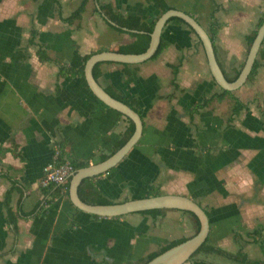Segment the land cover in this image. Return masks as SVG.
I'll list each match as a JSON object with an SVG mask.
<instances>
[{"label":"crops","instance_id":"1","mask_svg":"<svg viewBox=\"0 0 264 264\" xmlns=\"http://www.w3.org/2000/svg\"><path fill=\"white\" fill-rule=\"evenodd\" d=\"M82 1L0 0V264H123L197 232L195 216L184 209L101 216L79 209L65 192L42 201L40 179L58 141L77 160L100 162L129 125L125 114L99 103L86 78L60 76L59 63L78 68L85 55L135 39L108 22L101 3L149 21L162 13L152 0H89L80 18L66 21ZM168 2L192 14L209 33L215 20L224 22L215 51L224 71L235 75L264 0ZM162 35L169 43L157 57L128 66L107 61L99 68L104 87L134 100L144 128L98 185L114 201L152 195L153 185L162 193L188 195L209 215L210 242L264 259V234L256 241L246 235L264 223V42L254 79L195 109L222 91L204 46L183 23L168 22ZM40 47L55 60H41ZM178 62L174 74L171 63ZM236 99L245 106L234 114ZM14 181L20 189L12 190L9 202L21 213L17 232L6 207ZM196 258L241 264L204 250Z\"/></svg>","mask_w":264,"mask_h":264},{"label":"water","instance_id":"2","mask_svg":"<svg viewBox=\"0 0 264 264\" xmlns=\"http://www.w3.org/2000/svg\"><path fill=\"white\" fill-rule=\"evenodd\" d=\"M103 16H105L104 13ZM172 17H180L184 19L199 36L206 52L210 70L216 82L223 89L235 90L247 81L259 53V49L264 42L263 20L257 29L256 36L247 52L244 65L241 68L238 76L234 80H229L217 58L213 39L207 29L192 14L183 9L171 7L162 12L157 18L154 28L150 33V43L144 51L123 52L114 49H103L92 53L85 61L84 73L87 84L91 91L97 98L105 102L109 107L118 110L131 118L135 123V129L128 140L107 158L100 162L90 163L86 166L76 169V171L71 176L69 184V196L71 201L79 209L101 216H120L130 212L167 207L191 211L199 220V229L195 234L165 249L161 253L151 258L145 264L186 263L206 241L210 233L211 223L205 208L194 198L178 193L152 194L149 196L138 197L124 201H115L112 203H89L81 198L79 194V186L84 178L109 171V169L116 166L138 142L144 128L143 118L140 112L125 101L109 93L95 77V65L102 61L139 63L150 59L158 50L162 39L163 29ZM108 21L112 24H115V22L109 19Z\"/></svg>","mask_w":264,"mask_h":264},{"label":"trees","instance_id":"3","mask_svg":"<svg viewBox=\"0 0 264 264\" xmlns=\"http://www.w3.org/2000/svg\"><path fill=\"white\" fill-rule=\"evenodd\" d=\"M89 0H83L81 2V4L79 5V7L68 17H65L64 19L68 22H73L75 19L80 18L82 13L84 12V10L86 9L87 3ZM156 3H158V5L160 6L162 12L166 11L167 9L173 7L168 0H152ZM100 10L104 13V15L106 16L107 20H111L113 22H115V24H112L113 27H115L117 30L119 31H128L132 36L135 37V39L128 43V44H121L119 46H116L114 48V50H118V51H123V52H142L144 51L149 43H150V39H151V35L150 33L152 32L155 22L157 20L156 17L154 19H152L151 21L144 19L141 15L139 14H127L124 13L123 11L117 9L112 3L108 2V3H101L100 5ZM264 20V13L263 15L259 18L258 22H257V26L255 29H253L248 35H247V48L249 50L255 36L257 33V29L258 27L261 25V23ZM109 22V21H108ZM168 22H175V23H183L188 25L193 31L194 29L182 18L180 17H172ZM214 26L215 29L212 30V33H210L213 42H214V46H215V36L217 31L219 30V28H221L222 26H224V22H220L218 20H215L213 22L212 27ZM126 28V29H125ZM195 32V31H194ZM196 33V32H195ZM198 36V35H197ZM35 37V32L31 34V40L33 41ZM199 38V36H198ZM199 41L202 43L201 39L199 38ZM168 40L165 39L162 35V39H161V43L159 45L158 50L156 51V53L151 57V58H155L157 57L161 51L168 46ZM102 49H98L96 51H99ZM94 51V52H96ZM92 52V53H94ZM88 54L84 56V64L78 68H75L71 65L65 64V63H59V75L60 76H64V75H79L81 76L83 79H85V73H84V66H85V61L90 57V55L92 54ZM38 55L40 57L41 60L43 61H54L55 59L42 47H40L38 49ZM107 61H102V62H98L95 67H94V75L95 77L98 79L99 75H100V66L102 63H105ZM122 63V62H121ZM124 65L128 66L130 65V63H123ZM179 62L177 64H172L173 70H174V74L177 73L178 68H179ZM244 65V63H243ZM242 65V67H243ZM222 66V65H221ZM241 67V68H242ZM258 68H259V61L258 58H256V61L254 63L253 69L251 71V73L248 76L247 80H251L254 79L256 74L258 73ZM241 69H239L235 75L231 76L229 74H227L225 71L226 76L228 77L229 80H234ZM126 74H130V70L126 69L125 71ZM173 82H174V86L177 88L179 87V85L177 84V82L175 81V77L173 78ZM89 87V86H88ZM221 87V86H220ZM105 89L111 93L113 96L125 101L126 103H128L129 105H131L132 107H134L136 110H138L137 106L135 105V102L133 99H130L129 97H127L126 95L119 93L116 89H114L113 87H108L105 86ZM222 91L218 92V93H213L212 95H210L209 97L205 98L202 102L197 103L195 109H198L200 107H204L206 106L213 98H215L216 96H222L225 93L228 92H232V90H227V89H223L221 87ZM97 98V97H96ZM99 103L103 106H107L108 105L103 102L102 100H100L99 98H97ZM245 106V104L240 100V99H236V102L233 106V113L236 114L240 111L241 108H243ZM120 112V111H119ZM121 114H124L122 112H120ZM127 116V115H126ZM128 117V116H127ZM129 125L128 128L126 129L125 133L123 134L121 140H119V142L117 143V145L114 148L115 152L117 149H119L127 140L128 138L132 135V133L134 132L135 129V123L134 121L129 118ZM12 144L14 145V151L17 154V144L15 139H12ZM59 145V147L61 148V152L59 155V159L62 162V160H69L76 169L82 167V166H86L89 164V162L87 161H81V160H77L76 158L72 157L71 154H69L67 151H65L64 146H65V142L62 141H58L57 143ZM4 150L3 147H0V153ZM108 155L103 156L102 159L107 158ZM113 168L109 169L112 170ZM104 173V172H103ZM97 174V175H93V176H89L83 179L82 183L79 186V194L81 196V198L83 200H85L86 202L89 203H112L115 202L114 200L108 198L100 189L99 185H98V179L99 177L103 174ZM69 184L70 181L63 185V184H58V183H51L48 186H43L40 184V186L42 187V192H43V199L42 201H49L52 199V196H57L59 195L61 192H65L66 194H69ZM20 189V185L14 181L12 187L10 188V190H8V192L6 193V207H7V211H8V221L11 224V228L14 232H17L18 230V218L19 215L21 214L19 212V210H15L13 208V206L10 204L9 202V194H11L12 190L14 189ZM162 193L161 189L159 188V186L157 185H153L152 187V191L151 194H159ZM40 205V203H39ZM172 209V208H167V207H162V208H153V209H148V210H142L139 212H150V213H164L165 211ZM191 212V211H190ZM192 213V212H191ZM194 216L195 214L192 213ZM196 220H197V230L199 229V220L197 219V217L195 216ZM237 234L240 233H236ZM264 234V223L259 225L258 227L249 230L246 232L247 236H250L254 241L259 240L260 237ZM186 238H182V239H178V240H172V241H168L165 242L159 249L145 255L142 256L140 258H137L135 260H129L124 262L123 264H145L147 261H149L151 258H153L154 256H156L157 254L161 253L162 251H164L165 249L171 247L172 245L181 242L183 240H185ZM210 251V252H215L218 253L220 255L225 256L228 259L234 260L236 262H239L241 264H264V259L258 258V259H253L250 258L248 256V253L246 251H244L242 248H240L237 251H231L228 250L218 244L212 243L210 242V233L206 239V241L201 245V247L189 258V260L191 261V264H213L212 262H210L207 259H202V258H196V255L200 252V251Z\"/></svg>","mask_w":264,"mask_h":264},{"label":"built area","instance_id":"4","mask_svg":"<svg viewBox=\"0 0 264 264\" xmlns=\"http://www.w3.org/2000/svg\"><path fill=\"white\" fill-rule=\"evenodd\" d=\"M61 148L56 143L53 158L44 166L40 184L48 186L51 183L67 184L76 168L69 160L59 159Z\"/></svg>","mask_w":264,"mask_h":264},{"label":"rangeland","instance_id":"5","mask_svg":"<svg viewBox=\"0 0 264 264\" xmlns=\"http://www.w3.org/2000/svg\"><path fill=\"white\" fill-rule=\"evenodd\" d=\"M243 44H244V43H243ZM244 45H245V44H244ZM244 48H245V51H244L245 56H247L248 49H247L246 46H245ZM244 85H245V84H244ZM242 86H243V85H242ZM242 86H241V87H242ZM237 89H239V88H237ZM233 91H237V90L235 89V90H233ZM52 158H53V156H52ZM52 158H51V159H52ZM107 172H108V171H107ZM196 230H197V229H196ZM195 232H196V231H195ZM159 248H160V247H159ZM159 248H158V249H159ZM156 250H157V249H156ZM154 251H155V250H154ZM184 264H190V260H188V261H187L186 263H184Z\"/></svg>","mask_w":264,"mask_h":264}]
</instances>
